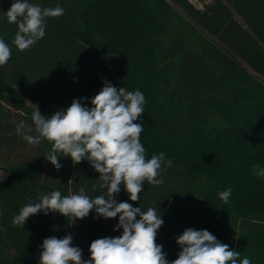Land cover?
<instances>
[{
	"label": "trees",
	"instance_id": "obj_1",
	"mask_svg": "<svg viewBox=\"0 0 264 264\" xmlns=\"http://www.w3.org/2000/svg\"><path fill=\"white\" fill-rule=\"evenodd\" d=\"M13 2L0 0V38L11 48L0 66V264H39L43 240L67 234L87 260L93 240L122 235L113 230L119 217L94 210L75 223L50 212L12 224L42 194L101 193L87 160L58 157L57 171L44 157L52 145L24 136L37 135V107L49 117L74 99L91 107L105 80L144 94L136 123L146 158L163 152L173 161L162 185L143 184L139 201L123 185L116 196L161 214L156 242L166 258H178L176 237L193 228L264 264V177L253 175L254 164L264 168V0H29L65 12L46 18L45 36L24 51L4 15ZM21 121L33 132L18 129ZM228 188L225 204L219 193Z\"/></svg>",
	"mask_w": 264,
	"mask_h": 264
},
{
	"label": "clouds",
	"instance_id": "obj_2",
	"mask_svg": "<svg viewBox=\"0 0 264 264\" xmlns=\"http://www.w3.org/2000/svg\"><path fill=\"white\" fill-rule=\"evenodd\" d=\"M64 12L60 6L42 8L29 0H14L4 15L8 23L17 25L13 43L24 51L45 36L46 18H57ZM10 58L11 48L0 38V66ZM86 99H74L70 106L50 117L42 115L37 107L31 114L37 135L25 134L24 139L32 145L49 142L51 151L44 157L57 171L62 167L58 157H70L73 165L87 160L99 173L101 193L93 198L81 187L78 193L70 192L66 196L58 190L42 194L21 207L12 224L24 227L30 217L50 212L69 217L75 223L94 210V218L119 217L113 230L122 228V235L93 240L87 260L81 248L72 246L70 234L63 238L50 236L39 245L42 249L39 264H252L249 257L240 259L238 251L230 249L210 231L193 228L185 229L176 237L181 251L178 258L169 261L163 246L156 242L158 230L164 224L156 208L150 206L145 211L116 199L123 185L129 199L139 201L143 184L162 185L164 181L159 177L173 163L165 159L163 152L146 158L140 142L143 125L136 123L144 112V94L138 89L117 88L105 80L101 90L91 98V107L81 102ZM19 128L33 132V127L23 121ZM253 175L264 177V168L254 164ZM96 188L93 185V190ZM231 193L232 189L228 188L219 193V198L227 204Z\"/></svg>",
	"mask_w": 264,
	"mask_h": 264
},
{
	"label": "rangeland",
	"instance_id": "obj_3",
	"mask_svg": "<svg viewBox=\"0 0 264 264\" xmlns=\"http://www.w3.org/2000/svg\"><path fill=\"white\" fill-rule=\"evenodd\" d=\"M191 1H193V2H194L195 0H191Z\"/></svg>",
	"mask_w": 264,
	"mask_h": 264
}]
</instances>
